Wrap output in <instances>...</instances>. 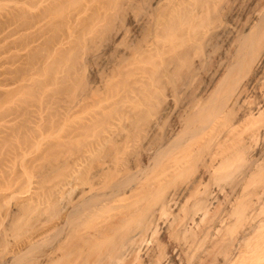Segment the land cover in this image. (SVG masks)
<instances>
[{
	"label": "rangeland",
	"instance_id": "1",
	"mask_svg": "<svg viewBox=\"0 0 264 264\" xmlns=\"http://www.w3.org/2000/svg\"><path fill=\"white\" fill-rule=\"evenodd\" d=\"M261 9L264 0H0V264H177L169 230L141 244L150 213L127 208L128 178L158 171L155 150L181 138L191 101L230 60L229 31ZM247 119L258 138L231 147L241 167L264 141V113ZM191 167L180 184L198 179ZM119 180L128 185L112 188ZM82 200L94 202L74 224Z\"/></svg>",
	"mask_w": 264,
	"mask_h": 264
},
{
	"label": "bare ground",
	"instance_id": "2",
	"mask_svg": "<svg viewBox=\"0 0 264 264\" xmlns=\"http://www.w3.org/2000/svg\"><path fill=\"white\" fill-rule=\"evenodd\" d=\"M258 12L243 30L229 31L230 60L214 88L191 101V110L188 108L182 122L181 134L187 137L181 136L182 140L177 135L159 145L153 156L157 172L143 171L138 179L128 178L129 185L128 179L112 185L114 189L128 185L126 206H132L138 217L150 213L141 244L152 241L157 230L170 231L177 264H264V141L254 147L257 154H249L244 169L237 165L238 153L231 150L239 138L255 134L247 118L264 113V9ZM238 111L240 116L232 122ZM198 163V179L180 184L177 176ZM93 202L82 200L73 205L70 221L75 224Z\"/></svg>",
	"mask_w": 264,
	"mask_h": 264
}]
</instances>
